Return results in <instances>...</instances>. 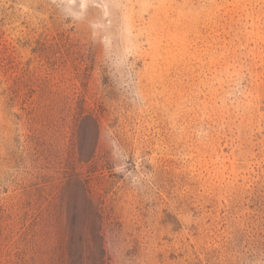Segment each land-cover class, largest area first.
<instances>
[{
  "label": "rangeland",
  "instance_id": "rangeland-1",
  "mask_svg": "<svg viewBox=\"0 0 264 264\" xmlns=\"http://www.w3.org/2000/svg\"><path fill=\"white\" fill-rule=\"evenodd\" d=\"M0 264H264V0H0Z\"/></svg>",
  "mask_w": 264,
  "mask_h": 264
}]
</instances>
